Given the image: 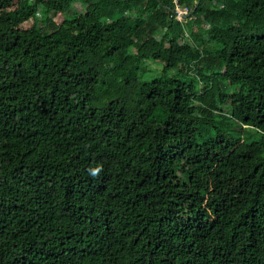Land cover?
Masks as SVG:
<instances>
[{
	"label": "trees",
	"instance_id": "trees-1",
	"mask_svg": "<svg viewBox=\"0 0 264 264\" xmlns=\"http://www.w3.org/2000/svg\"><path fill=\"white\" fill-rule=\"evenodd\" d=\"M178 5L0 0V264H264V0Z\"/></svg>",
	"mask_w": 264,
	"mask_h": 264
},
{
	"label": "rangeland",
	"instance_id": "rangeland-1",
	"mask_svg": "<svg viewBox=\"0 0 264 264\" xmlns=\"http://www.w3.org/2000/svg\"><path fill=\"white\" fill-rule=\"evenodd\" d=\"M80 3L76 4L78 7ZM61 19V17H58ZM186 29L189 30L187 24ZM144 68L149 71V73L152 74H160L162 71V66L159 63L156 62H146L144 65ZM148 73V74H149ZM228 162L225 163V165H221L219 167H216L215 170L210 172L209 174L203 176L200 179L201 185L208 189V193H213L214 198L218 201L220 211L221 212H230L235 213L238 209H241L244 205L242 201V197H240L238 194L229 195L227 197L223 196V193H221L219 189V181L222 173L224 172V168H227ZM153 210L156 211L157 214L160 213V203L154 202L152 205Z\"/></svg>",
	"mask_w": 264,
	"mask_h": 264
},
{
	"label": "clouds",
	"instance_id": "clouds-1",
	"mask_svg": "<svg viewBox=\"0 0 264 264\" xmlns=\"http://www.w3.org/2000/svg\"><path fill=\"white\" fill-rule=\"evenodd\" d=\"M102 172H103V165L102 164H96L95 166H90L87 169L88 175L90 177H92L93 179L98 178Z\"/></svg>",
	"mask_w": 264,
	"mask_h": 264
},
{
	"label": "built area",
	"instance_id": "built-area-1",
	"mask_svg": "<svg viewBox=\"0 0 264 264\" xmlns=\"http://www.w3.org/2000/svg\"><path fill=\"white\" fill-rule=\"evenodd\" d=\"M175 1H176V3H177V9H176V11H177V13H176L177 18H178L179 20L184 19L183 16H185V15L188 14V9H181V8L179 7V5H178V0H175Z\"/></svg>",
	"mask_w": 264,
	"mask_h": 264
},
{
	"label": "water",
	"instance_id": "water-1",
	"mask_svg": "<svg viewBox=\"0 0 264 264\" xmlns=\"http://www.w3.org/2000/svg\"><path fill=\"white\" fill-rule=\"evenodd\" d=\"M177 13V11H175ZM190 15H185L183 16L184 19H186L187 17H189Z\"/></svg>",
	"mask_w": 264,
	"mask_h": 264
}]
</instances>
